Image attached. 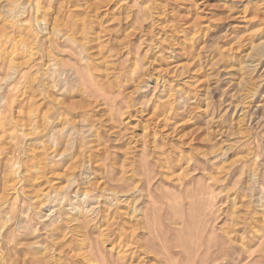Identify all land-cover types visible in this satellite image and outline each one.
<instances>
[{
    "label": "rangeland",
    "instance_id": "374dc122",
    "mask_svg": "<svg viewBox=\"0 0 264 264\" xmlns=\"http://www.w3.org/2000/svg\"><path fill=\"white\" fill-rule=\"evenodd\" d=\"M1 114L0 264H264V0H0Z\"/></svg>",
    "mask_w": 264,
    "mask_h": 264
},
{
    "label": "bare ground",
    "instance_id": "6f19581e",
    "mask_svg": "<svg viewBox=\"0 0 264 264\" xmlns=\"http://www.w3.org/2000/svg\"><path fill=\"white\" fill-rule=\"evenodd\" d=\"M23 12H24V10H23ZM23 12H22V13H23ZM16 28H17V27H16ZM26 29H27V28H26ZM26 29H25V30H26ZM21 30H22V29H21ZM20 32H21V31H19V33H20ZM11 34H12V33H11ZM28 34H29V33H28ZM19 35H20V34H19ZM24 35H25V34H24ZM17 36H18V33H17ZM29 37H30V36H29ZM26 38H27V37H26ZM6 39H7V38H6ZM21 40H22V39H21ZM7 41H8V40H7ZM9 41H10V40H9ZM29 41H30V40H29ZM47 42H48V41H47ZM12 45H13V44H12ZM14 46H15V45H14ZM18 46H19V45H18ZM33 46H34V45H33ZM23 48H24V47H23ZM30 48H31V47H30ZM52 48H53V47H52ZM39 49H40V48H39ZM8 50H9V49H8ZM29 50H30V49H29ZM29 50H28V51H29ZM31 50H32V49H31ZM46 50H47V48H46ZM13 51H14V50H13ZM15 51H16V50H15ZM17 51H18V49H17ZM26 51H27V49H26ZM33 51H35V50H32V52H33ZM47 51H48V50H47ZM8 52H9V51H8ZM12 53H13V52H12ZM49 53H50V52H49ZM49 53H48V55H50ZM26 54H27V53H26ZM8 55H9V54H8ZM10 55H11V54H10ZM27 55H29V54H27ZM31 55H32V54H30V56H31ZM33 55H36V52H35V54H33ZM46 55H47V54H46ZM30 56H27V58H29ZM21 57H22V59H23L24 56L21 55ZM21 57H20V58H21ZM3 59H4V58H3ZM33 59H34V58H33ZM24 60H25V59H23V63H25V65H26V63L28 62V59H26L27 61H25V62H24ZM29 60H30V59H29ZM32 62H33V61H32ZM21 63H22V61L18 64V66H19ZM23 65H24V64H23ZM18 66L16 65L15 68H17ZM9 68H10V67H9ZM16 70H17V69H16ZM26 70H27V69H26ZM23 71H24V70H23ZM13 72H14V71H13ZM17 73H18V72H17ZM17 75H19V78L23 77V73H22V71H20V73H18ZM28 75H29V74H28ZM42 75L46 77L48 74H47V72H46V73L44 72ZM65 77H66V76H65ZM17 78H18V77H17ZM33 79H34V77H33ZM35 79H36V77H35ZM43 79H44V78H43ZM29 81H30V80H29ZM62 82H63V81H62ZM45 86H46V85H45ZM26 87H27V86H26ZM46 88H47V86H46ZM30 89H31V88H30ZM47 89H48V88H47ZM179 89H180V88H179ZM39 90H40V89H39ZM47 92H48V91H47ZM24 94H25V93H24ZM36 95H37V94H36ZM40 95H41V94H40ZM40 95H38V96H40ZM45 95H46V94H45ZM31 97H32V96H31ZM50 97H51V96H50ZM50 97H49V98H50ZM2 99H3V98H2ZM27 100H28V99H27ZM26 104H27V103H26ZM36 107H37V106H36ZM29 109H30V108H29ZM29 109H28V110H29ZM35 109H38V108H35ZM30 110H31V109H30ZM34 111H35V110H34ZM27 112H28V111H27ZM30 112L32 113V110H31ZM35 112H36V111H35ZM35 112H34V113H35ZM28 113H29V112H28ZM37 113H38V112H37ZM42 113H44V112H42ZM42 113H41V116L43 117L44 114L42 115ZM45 113H46V112H45ZM32 114H33V113H32ZM35 115H36V114H35ZM2 116H3V115L1 114V116H0L1 119H3ZM36 116H37V115H36ZM58 116H59V115H58ZM4 117H5V116H4ZM42 117H40V118L42 119V121H44ZM4 120H6V117H5ZM46 121H47V120H46ZM0 122H1V120H0ZM35 123H36V122H35ZM43 123H44V122H43ZM3 124H5V122H4ZM40 124H41V123H40ZM42 125H43V124H42ZM44 125H45V124H44ZM44 125H43V128H44ZM47 125H48V124H47ZM40 126H41V125H40ZM37 127H38V126H37ZM43 128H42V130H45V129H43ZM7 132H8V131H7ZM9 132H10V131H9ZM4 133H5V132H4ZM53 140H54V139H53ZM61 141H63V140H61ZM0 142H1V141H0ZM55 144H56V143H55ZM49 148H50V147H49ZM1 149H2V148H1ZM2 150H3V149H2ZM46 152H47V151H46ZM53 153H54V152H53ZM40 154H41V153H40ZM63 154H64V153H63ZM43 155H44V154H43ZM41 156H42V155H41ZM5 157H6V156H5ZM29 157H30V156H29ZM56 157H57V156H56ZM60 159H61V158H60ZM43 160H44V159H43ZM38 161H39V160H38ZM33 164H34V163H33ZM39 164H40V163H39ZM43 164H44V163H43ZM26 165H27V164H26ZM41 165H42V164H41ZM4 166H5V165H4ZM48 167H49V166H48ZM54 168H55V167H54ZM57 168H58V167H57ZM34 169H35V168H34ZM44 169H45V168H44ZM52 170H53V169H52ZM53 172H54V171H53ZM47 174H48V173H47ZM14 175H15V174H14ZM7 176H8V175H7ZM38 176H39V175H38ZM35 177H36V176H35ZM47 179H48V178H47ZM6 181H7V180H6ZM2 191H3V190H2ZM4 191H5V190H4ZM84 193H85V192H84ZM1 194H2V193H1ZM83 195H84V194H83ZM59 200H60V199H59Z\"/></svg>",
    "mask_w": 264,
    "mask_h": 264
}]
</instances>
